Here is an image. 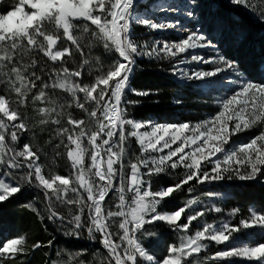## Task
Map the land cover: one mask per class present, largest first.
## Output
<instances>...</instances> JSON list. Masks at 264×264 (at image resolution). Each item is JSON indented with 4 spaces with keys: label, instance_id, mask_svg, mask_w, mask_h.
<instances>
[{
    "label": "snow or ice",
    "instance_id": "6c2138e0",
    "mask_svg": "<svg viewBox=\"0 0 264 264\" xmlns=\"http://www.w3.org/2000/svg\"><path fill=\"white\" fill-rule=\"evenodd\" d=\"M229 2L253 12L264 22V0ZM136 3L137 0H13L7 10L0 13V85L15 95V99H10L0 94V202L19 193L25 185L40 188L48 209L47 218L64 226L65 235L80 238L86 232L89 240L99 239L106 250L100 264H143L144 261L147 264H204L207 260L231 258L264 264V242H236L234 237L253 228L264 233V212L249 208V215L236 225L205 222L194 234L188 235L192 223L205 215L204 211L186 214L192 205L199 203L198 199L188 200L170 213L158 210L166 198L182 191L191 181L196 184L233 179L252 181L264 176V82L245 78L237 62L223 55L205 57L197 53V49L215 48L201 30L189 29L178 21L157 22L141 16L136 12ZM194 6L196 0H188L187 17L195 18ZM160 10L177 9L161 6ZM133 24L154 31L178 29L185 35L176 41L140 44L133 39ZM85 39H88L87 45L82 43ZM94 41L102 42L105 52L115 54V59L93 83L85 84L78 78L82 77L86 66L91 67L95 60L102 69L99 57L90 56ZM61 43L64 46L58 47ZM40 53L53 64L60 62L59 68L47 71L44 66L39 67L38 71L47 75L48 81L37 74V54ZM77 53L81 61L76 68L69 69L67 59H73ZM185 53L188 55L177 65L195 62L212 67L189 73L174 65L173 74L179 72L182 79L209 81L210 86L212 78L223 72H232L236 77L227 81L237 87L220 100V110L195 125L152 124L127 118L122 104L125 91L142 96L150 94L131 88L136 57L172 60ZM257 70L264 72V62L257 65ZM37 81L40 87L33 102L51 105L37 109L43 117L39 123L57 125L54 134L60 142L54 147L63 146L66 150L72 169L69 176L46 175L44 164L39 163L38 150H33L28 143L16 147L20 133L29 131L19 107L27 102L32 89L37 88ZM47 89H60L68 93L70 100L57 103ZM73 106L80 109L85 118H74L68 111ZM252 128H258L259 132L247 142L229 149L224 147L232 136ZM131 137L136 138L140 146V155L134 160L128 156L127 141ZM55 155L61 153L56 151ZM86 159L90 161L87 165ZM205 161L212 165L210 169L202 167ZM181 167L185 169L183 175L167 187L154 191L145 179ZM20 169L27 171L18 172ZM9 176L15 179L7 180ZM193 190L194 185L188 187V192ZM112 191L118 194L115 211L105 208L106 197ZM126 193H132L130 201ZM57 204L65 206L68 215L56 211ZM26 207L40 215L32 204ZM211 210L221 211L215 206ZM237 213L239 209H233L232 215ZM182 215L187 222H181ZM154 222H163L173 231L182 233L179 243L169 245L162 259L154 258L141 240L142 236L156 235L145 229L146 224ZM204 241L224 244L225 248L200 260L199 254L209 246ZM26 243L22 235L7 239L0 247V264L24 254L28 250ZM51 243L48 241L49 245ZM41 246L36 242L31 247ZM82 254L68 252L67 260L53 261V264H85L79 259Z\"/></svg>",
    "mask_w": 264,
    "mask_h": 264
},
{
    "label": "rangeland",
    "instance_id": "374dc122",
    "mask_svg": "<svg viewBox=\"0 0 264 264\" xmlns=\"http://www.w3.org/2000/svg\"><path fill=\"white\" fill-rule=\"evenodd\" d=\"M147 0H137L136 6L138 4H145L149 5L146 2ZM224 4L225 6L229 7L232 11H237L242 14H245L249 17V19L259 25H264V22H262L258 17L253 14V12H250L249 10H246L242 6H236L229 2V0H219ZM13 0H4L3 3H0V13H3L7 10L9 4H11ZM253 2H257V0H253ZM188 3V0H155L149 7H137L136 12L141 16H147L153 18L157 22H172V21H178L180 25L187 27L189 29H199L201 30L206 36L209 38V40L212 42L213 45H215V48H207V49H197L196 52L199 54H202L205 57H210L219 55L218 53L222 54L225 51H228V48H233V46H237L240 42H243V39L245 38V31H238V25H235L233 29L229 32L227 29L228 35H224V26L223 21H221L220 18H212L209 15V12L207 10L211 9V0H196V6H194V12H195V18H189L185 14L186 12V5ZM161 6H164L167 8V6H173L176 11H168L164 10L161 11ZM233 20L235 24L238 23L236 21V15L232 14ZM133 27H143L142 25L133 24ZM93 30H95L94 26H92ZM146 33L143 34L141 37H139L140 44H143L145 41H147L149 44H151L153 41H176L179 39V37L184 36L185 33L179 31L178 29H168V30H152L146 28ZM84 45L88 44V39H85L82 41ZM64 44L61 43L58 45V47H63ZM88 48L85 47V52L88 53ZM163 55V54H161ZM188 53L181 54V56H178L172 60L169 59H163L166 62H172V68L174 65L178 66L179 69H182L184 71H187L191 73L193 70H208L210 65H203V64H196L195 62H189V63H181L177 65V62L182 59L184 56H187ZM90 56L92 58L99 57L100 65H102V69L98 68L96 65L95 60L92 61V66L88 67L86 66L83 70L82 77L78 79H82V82L85 84L93 83L96 76L100 74L101 71H107L108 67L110 66L113 59H115V54L107 53L105 52L103 48V43L100 41H94L93 47L91 48ZM147 59H151L147 56H143ZM138 58V57H136ZM140 58V56H139ZM38 59V66H37V74L42 75L43 80L48 81V76L43 75L38 71L39 67L44 66L45 70H49L53 67L59 68L60 62H57L56 64H53L50 60H48L47 57H44L42 53L37 54ZM157 59V58H155ZM73 60L75 62H73ZM81 61V57L77 53L73 59H67L66 66L69 67V69L76 68L78 64ZM159 61V60H157ZM242 72V71H241ZM258 77L264 80V72L258 71ZM170 74H172L171 78L174 82L177 84L182 85H188L191 87H197L199 95V102H202L203 105L206 106L207 109L203 112L202 120L196 122V123H190V125H195L197 123H200L202 121H205L209 119L210 117L214 116L219 110H220V100L228 95L231 94V90L236 88L237 86L234 84H230L227 81L233 80L236 77L232 72H223L219 74L218 77L212 78L211 85L209 86V81H188L186 79H182L179 76V72L177 74H173L172 69L170 71ZM260 74V75H259ZM246 78V76H245ZM185 81V82H184ZM223 81V82H221ZM254 81V80H253ZM255 82H262V81H255ZM192 83V84H191ZM197 85V86H196ZM40 87V81H37V88L32 89V92L28 94L27 102L19 107L20 113L25 118V123L29 124V131L20 133V139L16 144L17 148H21L23 144L28 143L33 147V150H38L41 160L39 163L44 164L45 166V174H59L62 176H69L72 173L70 162L68 161L66 157V150L61 146L60 149H56L54 146L58 144L59 138H55L54 129L57 127V125L52 124L49 122L48 124H40L39 121L43 118L39 115L37 109L41 107H51L49 104H42L39 101L33 102V96L36 94V92L39 90ZM48 95L52 97L53 99L57 100V103H63L68 100H70V96L68 93L63 92L60 89H47ZM127 91V90H126ZM125 91V93H126ZM0 94L6 95L10 99H15L14 93H11L7 90V88L4 85H0ZM82 95V94H81ZM209 99V100H208ZM197 101L196 98L193 102ZM125 102L129 103V99L125 100V94L122 98V104L125 106ZM15 107V105H13ZM69 112L73 115L76 119H82L85 118V114L75 106L68 109ZM139 121V120H136ZM141 122H151L152 124H156L153 121H141ZM186 123V122H184ZM175 124V123H171ZM181 124V123H176ZM146 129H141L140 131H145ZM150 131V129H147ZM259 132L258 128H252L250 130H246L243 133H238L235 136H232L229 140L228 145H225L224 147L226 149H229L233 146L239 145L241 143L247 142L251 137L257 135ZM135 140L136 138L131 137L127 141V148H128V156L132 157L133 160L135 157L140 155V146L137 144L139 149L137 151H134L132 148L131 139ZM173 148L176 147V145L172 146ZM56 151H59L61 155L57 156L55 155ZM167 151V150H165ZM188 151V149H186ZM222 156V154H217ZM128 157H125V160L127 161ZM215 159V157H213ZM86 159V165L89 163ZM202 167L211 168L212 165L208 164L207 161L203 162ZM14 172H17V170H13ZM27 169H20L18 172H26ZM126 171L128 169L126 168ZM142 172H146V169H141ZM184 168H178L176 170H169L168 174H160L157 176H151V177H145L146 180H148L151 183L152 190H158L163 186V183L168 182L169 185L173 184L178 177L182 176L184 173ZM264 171V169H262ZM2 172V170H0ZM14 176L7 177V180H14ZM244 182H253V183H260L261 185H264V176L258 177L256 180L252 181H241L239 179H233L231 181L224 180L220 182H213V183H204V184H196L195 181L189 182V185H185L182 191H177L173 193L172 197L166 198V202L160 207V211L164 212H172L177 210L179 207H182L185 205L186 201L188 200H199V203H196L192 205V208L187 211L186 214H191L192 212L196 211H204L205 215L198 219L197 221H194L192 225L190 226V230L187 233L188 235H192L195 233V231L200 228L202 224L210 223V224H220L222 222H229L233 225H236L239 223V220L241 218H245L249 215V208H255V206H248L246 210H243L239 205L236 207H232L230 210H227V208L231 205V194L229 193V184H237V183H244ZM194 185V190L192 192H188V187ZM20 193L22 196H29L30 198H24L27 201L21 203V207L24 208L27 212H32L33 216L38 219V224L40 227V232L38 230L36 231H28L27 233H17L15 234V237L18 236H25L31 237L33 233H38L42 236V241H44V245L46 248H50L54 242H57L56 245L53 246V253L49 255V259L47 257L44 258V264H53V261H61V260H67V253L68 252H82L83 254L79 257V259L84 260L85 264H100V261L103 259V257L106 255V250L103 249L102 245L100 244L99 247H93V246H86L83 244V240L76 237H71L68 235H65L64 226H62L58 221L54 222L52 220H49L47 218L48 216V209L46 208V202L44 201L43 192L40 188L35 187L34 185L29 186L25 185L22 187ZM211 193L212 195H208ZM108 197H106V203L105 208H111L113 211H115V204L118 203V194L115 191H112L109 193ZM86 195V194H85ZM126 196L128 200H131L132 193H126ZM27 204H32L33 207H35L40 215H37L36 212H33L31 209L27 208ZM178 205L176 209L169 210L167 209V206L172 205ZM213 206L218 207L221 209L220 212L212 211L211 209ZM233 209H239V213H237L235 216L232 215ZM56 211H58L61 215H68V209L63 205H56L55 208ZM258 211L264 212V210L257 209ZM21 212L23 210L20 209ZM25 212V211H24ZM181 222H187L186 219H184V216L182 215ZM162 224L163 231H161L160 228H157V225ZM145 229L156 233L155 236L149 237V236H142L141 240L144 245V247L147 249V251L154 256V258L158 259L159 255H161L159 252L161 251L163 253V257L167 254V248L171 244H178L179 243V237L182 235L180 232L173 231L169 226L163 222H154L152 224H146ZM98 235V234H97ZM139 235V234H138ZM4 236H9L8 234H5ZM235 241L241 242V241H248L252 240L255 242H264V233L261 232L258 228L243 230L239 233L234 234ZM40 242L43 244V242ZM48 241H52L51 245L48 244ZM204 243H208V248L205 251H202L199 254L198 259L204 260L205 256L211 257L216 251L222 250L225 248L224 244H216L215 242H208L204 241ZM89 247H91L89 249ZM103 251H102V250ZM37 252L40 256H43V254H46V250L43 247L37 248ZM60 253V255H58ZM143 264H147L146 261L143 262ZM204 264H259L257 261H248L243 258H231L226 260H216L211 261L207 260L204 261Z\"/></svg>",
    "mask_w": 264,
    "mask_h": 264
},
{
    "label": "trees",
    "instance_id": "16d2710c",
    "mask_svg": "<svg viewBox=\"0 0 264 264\" xmlns=\"http://www.w3.org/2000/svg\"><path fill=\"white\" fill-rule=\"evenodd\" d=\"M155 0H147V4L151 5ZM211 9L207 10L212 18H220L223 21L224 35L238 25V31H245V38L233 48H228V51L222 53L228 59L235 60L239 67L246 73L247 77L254 81H262L258 77L257 65L264 62V25H259L252 22L249 17L237 11L230 10L219 0H211ZM144 7L145 4H138L137 7ZM232 14L236 15L237 24H235ZM146 28L133 27L132 36L138 43L139 37L145 34ZM159 60V61H157ZM172 62H166L163 59H147L143 56L136 58V65L130 77V85L132 89L137 91H148L147 96L136 95L132 91H126L125 102L127 110V118L139 121H153L156 124H171V123H196L202 120L203 112L206 106L198 99L199 93L195 87L188 85L177 84L171 78ZM195 102H193L194 100ZM209 100V99H208ZM132 148L137 151L139 147L135 140H131ZM170 183H163L164 187ZM229 193L231 194V205L227 208L240 206L246 210L252 205L257 209L264 210V185L260 183L244 182L228 185ZM110 195V194H109ZM22 196L19 192L13 197H10L4 202H0V247L10 238H15V234L28 231L40 232L39 222L32 212H27L21 207V203L27 201L29 196ZM178 205L167 206V209L174 210ZM23 210V212L20 211ZM25 211V212H24ZM162 224L157 225L161 229ZM163 231V227L161 229ZM8 234L9 236H4ZM83 244L86 246L101 247L99 239L89 240L87 233L81 235ZM26 248L24 254L18 255L14 260H6L4 264H44V258L49 259V255L53 253L54 242L50 248H46L42 236L38 233H33L31 237L26 238ZM43 242L42 246L46 250V254L40 256L36 249H32V245L36 242ZM91 247H89L90 249ZM92 249V248H91ZM93 250V249H92ZM102 250V249H101ZM103 251V250H102ZM158 259L163 258V253L159 252Z\"/></svg>",
    "mask_w": 264,
    "mask_h": 264
},
{
    "label": "bare ground",
    "instance_id": "6f19581e",
    "mask_svg": "<svg viewBox=\"0 0 264 264\" xmlns=\"http://www.w3.org/2000/svg\"><path fill=\"white\" fill-rule=\"evenodd\" d=\"M205 49H207V48H205ZM185 82V81H184ZM192 84V83H191ZM197 86V85H196ZM197 88V87H196Z\"/></svg>",
    "mask_w": 264,
    "mask_h": 264
}]
</instances>
